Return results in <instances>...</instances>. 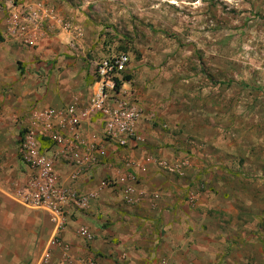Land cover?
<instances>
[{
  "label": "rangeland",
  "instance_id": "1",
  "mask_svg": "<svg viewBox=\"0 0 264 264\" xmlns=\"http://www.w3.org/2000/svg\"><path fill=\"white\" fill-rule=\"evenodd\" d=\"M26 3L47 13L33 45L7 32L8 10ZM118 51H127L130 62L117 89L142 110L143 139L133 148L149 146L157 166L159 160L180 166L173 172L159 166L184 181L170 210L204 207L209 226L224 223L213 234L226 242L218 248L223 258L240 242L241 264H264V0H0V264L61 259L57 247L53 261H41L50 217L19 201L28 170L18 131L35 105L86 106L97 62ZM136 182L126 166L100 186L134 191ZM79 226L70 241L61 237L69 256L128 264L125 252L89 253ZM118 242L110 240L115 248ZM159 250L138 264H191L185 248L177 258ZM223 258L218 264H228Z\"/></svg>",
  "mask_w": 264,
  "mask_h": 264
},
{
  "label": "built area",
  "instance_id": "2",
  "mask_svg": "<svg viewBox=\"0 0 264 264\" xmlns=\"http://www.w3.org/2000/svg\"><path fill=\"white\" fill-rule=\"evenodd\" d=\"M43 14L33 11L27 3L13 6L6 15L8 34L21 44L33 45L38 38V21L43 20ZM129 62L127 51L108 53L97 62L86 106L80 107L76 103L62 106L38 104L25 116L17 150L28 172L19 201L27 207L45 211L50 217L52 235L41 255L43 262L50 261L58 247L62 255L57 264H97L91 255L69 256L67 245L61 240L68 206L85 208L91 193L63 185L55 167L59 161L76 169L94 162L97 156L91 150L99 151L100 147L91 144L90 138L94 139L96 135L86 137L82 133L83 124L90 118L100 122V136L116 146L127 147L142 141L137 129L142 117L141 107L124 96L123 89L116 88V80H122ZM158 165L172 172L180 169L179 164H169L165 160H159ZM127 167L130 168L129 163ZM128 177L130 180L132 174ZM76 233L87 243L95 237L86 225H80Z\"/></svg>",
  "mask_w": 264,
  "mask_h": 264
},
{
  "label": "crops",
  "instance_id": "3",
  "mask_svg": "<svg viewBox=\"0 0 264 264\" xmlns=\"http://www.w3.org/2000/svg\"><path fill=\"white\" fill-rule=\"evenodd\" d=\"M94 120L83 124L82 133L86 137L96 135L94 139L90 138V141L91 144H99L100 148L99 151L95 148L91 151L102 163L97 165L94 162L78 169L71 167L69 171L67 163L63 164L59 161L55 167L59 181L63 185L80 192H91L84 211L78 210L73 205L68 206L66 225L60 233L62 239L70 241L75 234V225H86L95 235L94 239L88 242L93 250V252L89 250V253L94 254L98 250L111 251L115 254L125 252L128 264H138L151 258L155 253L159 254V249L162 253L166 252L169 256L177 258L185 248L187 254L191 253L186 259L191 264H204L207 260L203 255L208 254L217 258V260L211 259L212 262L207 261L208 263H220L219 257L221 258L222 255L223 258L225 253L219 254L218 248L225 246L226 242L214 238L213 234H219L220 225L224 223L218 222L217 225L209 226L207 223L209 216L204 212V207L191 210L192 214L178 210L172 212L168 207V201L174 200L175 191H179L184 183L183 179L157 166L152 161L155 154L148 153L152 150L149 146L119 147L102 138L99 134L100 122L96 118ZM143 128L144 124L140 120L137 129L141 135L144 133ZM160 151L156 156L161 157ZM128 163L130 170L136 175L137 190L124 191L121 190V186L108 190L100 186L101 179L105 175L110 177L120 175ZM199 200L201 202L198 203L203 205V197ZM71 215L74 216L73 219ZM160 231L162 235L158 237ZM114 237L120 240L117 248L110 243ZM139 246H143L142 253L137 250ZM237 246H240V242L234 245V250L228 251L227 258H223L228 264H235L233 260L241 264ZM145 247L148 248L144 250Z\"/></svg>",
  "mask_w": 264,
  "mask_h": 264
},
{
  "label": "trees",
  "instance_id": "4",
  "mask_svg": "<svg viewBox=\"0 0 264 264\" xmlns=\"http://www.w3.org/2000/svg\"><path fill=\"white\" fill-rule=\"evenodd\" d=\"M21 71V70H20ZM123 80H116V88L119 87V85L122 83ZM18 134H21V130L18 131Z\"/></svg>",
  "mask_w": 264,
  "mask_h": 264
}]
</instances>
